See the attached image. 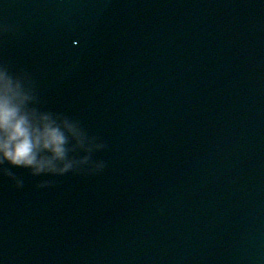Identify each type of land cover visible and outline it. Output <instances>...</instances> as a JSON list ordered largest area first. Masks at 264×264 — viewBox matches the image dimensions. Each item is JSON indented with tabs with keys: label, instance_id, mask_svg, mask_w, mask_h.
Returning <instances> with one entry per match:
<instances>
[{
	"label": "clouds",
	"instance_id": "1",
	"mask_svg": "<svg viewBox=\"0 0 264 264\" xmlns=\"http://www.w3.org/2000/svg\"><path fill=\"white\" fill-rule=\"evenodd\" d=\"M18 94L6 72L0 69V163L28 168L34 176L64 174L73 169L74 162L65 160V138L61 131L47 122L41 128L34 127L14 103ZM47 119L43 117L44 121ZM41 148L49 151L51 157L37 159V151ZM87 162L85 157L78 163ZM94 167L99 170L103 164L97 163Z\"/></svg>",
	"mask_w": 264,
	"mask_h": 264
},
{
	"label": "water",
	"instance_id": "2",
	"mask_svg": "<svg viewBox=\"0 0 264 264\" xmlns=\"http://www.w3.org/2000/svg\"><path fill=\"white\" fill-rule=\"evenodd\" d=\"M263 153H264V151H263ZM257 220H259V217H258V219ZM258 262H260V261H258Z\"/></svg>",
	"mask_w": 264,
	"mask_h": 264
}]
</instances>
